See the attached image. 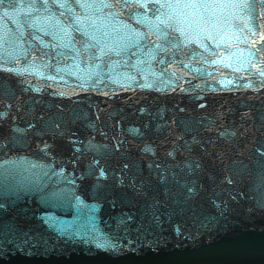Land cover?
Wrapping results in <instances>:
<instances>
[{"label":"water","instance_id":"water-1","mask_svg":"<svg viewBox=\"0 0 264 264\" xmlns=\"http://www.w3.org/2000/svg\"><path fill=\"white\" fill-rule=\"evenodd\" d=\"M0 264H264V0H0Z\"/></svg>","mask_w":264,"mask_h":264}]
</instances>
